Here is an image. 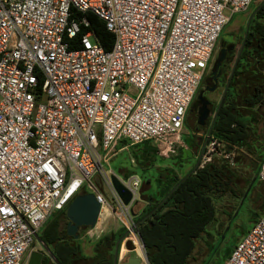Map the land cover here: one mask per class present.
Here are the masks:
<instances>
[{"label": "built area", "instance_id": "1", "mask_svg": "<svg viewBox=\"0 0 264 264\" xmlns=\"http://www.w3.org/2000/svg\"><path fill=\"white\" fill-rule=\"evenodd\" d=\"M252 2L0 0V264H25L42 225L79 193L95 195L98 221L116 214L149 264L130 213L140 179L116 175L110 160L121 142L177 153L219 35ZM73 10L104 21L110 49L81 33L89 22ZM216 153L230 158L211 138L200 166ZM113 175L131 192L128 204ZM256 177L264 184V157ZM222 264H264V212Z\"/></svg>", "mask_w": 264, "mask_h": 264}, {"label": "trees", "instance_id": "2", "mask_svg": "<svg viewBox=\"0 0 264 264\" xmlns=\"http://www.w3.org/2000/svg\"><path fill=\"white\" fill-rule=\"evenodd\" d=\"M72 15L88 20L89 26H81V33L91 30L105 49L111 48L114 35L106 29L102 19L91 12L77 10H73ZM245 37L222 102L203 137L207 143L211 138L217 139L230 156L233 148L252 152L249 147H252L250 138L253 125L247 120L252 111L264 105V42H261L264 41V2L253 9ZM251 52L258 56L259 60L255 63L249 60ZM178 149V155H182V148ZM217 155L221 157L220 160L210 159L202 166L200 161L183 174L172 175L164 188L147 194L149 202L134 223L149 264H187L196 239L206 234L207 226L216 219L214 198L225 193V190L233 192L231 177L234 173L229 160L221 154ZM263 157L259 156V161ZM168 202L171 205L165 208ZM65 209L55 211L42 225L37 233L41 245L48 247L60 264H113L115 234L97 238L93 245L94 254L87 258L82 254L77 239L66 233L68 219ZM123 234L124 230L119 231L117 238ZM129 244L133 247L132 243ZM41 264L56 263L48 253L42 252Z\"/></svg>", "mask_w": 264, "mask_h": 264}, {"label": "rangeland", "instance_id": "3", "mask_svg": "<svg viewBox=\"0 0 264 264\" xmlns=\"http://www.w3.org/2000/svg\"><path fill=\"white\" fill-rule=\"evenodd\" d=\"M259 1L260 0H253L245 11L232 15L217 40L209 64L213 62L215 56L220 54L219 51L222 47L230 44L234 45L233 52L230 53V55H234L237 49L241 47L248 30V18L252 14L255 8L254 6L259 4ZM225 13L227 12L225 11ZM257 57V54L254 52L249 54V60L252 61V63L259 60ZM229 67V64L225 65L224 69L226 72L229 70ZM219 81L218 87L214 91L208 92L206 96L208 100L214 104L218 102L224 86V79L223 81L222 79ZM203 88L204 81L201 80L197 92L203 90ZM191 103L186 113L181 134V143L187 146L191 151V156L184 157L181 154L178 155V150L176 154L166 158L161 155L158 156L150 143L145 144L149 148L151 147V152L153 153H147V151H145L143 155H137L136 153H139L138 148L142 145L139 143L138 145L127 147V150H120L121 152H117L116 156H113L110 160L111 170L116 175L122 177H126L129 174H136L142 183L140 191H148L147 194H151L157 185L155 181L158 182L165 178H170L177 173L176 168L183 171L186 168L191 169L194 167L197 161L195 155H198L202 147L199 146L197 141L202 144L205 142V138L203 137L207 127L199 128V124L197 123L198 126L196 125V116L191 112ZM247 121H250V124L252 123L253 125L250 138L252 147H249L252 152H247L244 148H233V154H231L228 159L229 166L234 173L231 177L233 184L231 188L233 192L231 190H225V193L214 198L217 210L216 219L207 226L206 234L196 239L195 247L191 256L188 258L187 264H222L231 247L235 245L238 239L248 230L251 224L254 223L253 221L263 211L264 184L257 179L256 173L259 162L261 161H259L258 157H263L264 155V105L255 112L252 111ZM119 146H121V143L118 147ZM220 158L219 155L213 154L210 159L220 160ZM163 162L165 163L163 164ZM118 166L122 169L125 168L127 174L122 175L123 173L119 172L116 168ZM251 179L252 181L250 182ZM106 195L109 196L107 191ZM170 205V202L166 203L165 208ZM80 231L83 233L84 230L80 228ZM31 250L47 253L36 238ZM135 253L136 252H133L131 255Z\"/></svg>", "mask_w": 264, "mask_h": 264}, {"label": "water", "instance_id": "4", "mask_svg": "<svg viewBox=\"0 0 264 264\" xmlns=\"http://www.w3.org/2000/svg\"><path fill=\"white\" fill-rule=\"evenodd\" d=\"M230 48H232V46ZM230 48H228V49H230ZM224 55H225V49L222 48L220 50V54L217 56L216 60L213 63V68L211 71L212 74L216 73V70L218 69L219 65L221 64V62L224 59ZM216 85H217V83H216ZM216 85H214L210 90L211 91L214 90L216 88ZM226 88H227V85L225 86V88L223 90V95H224ZM221 102H222V100H220V102L218 103L217 108H219ZM191 109H194L197 111L198 124L203 125L205 123V120L209 116L211 109H212V102L210 100H208L207 98H205L202 95V91H200L198 96H197L196 101L192 103ZM205 144H206V141L204 142L202 149L205 146ZM182 155L184 157H186V156H191L192 153L189 149H182ZM200 156H201V154H199V157H197V161H196L195 166H197V164L199 163ZM111 181H112V184H113L115 191L117 192V194L120 197V199L122 200V202L124 204H128L131 197H132L131 192L128 189H126L119 182V180L117 179L116 176H114V175L111 176ZM99 214H100V204L96 200L95 195L93 193H79V194H77L68 203V205L66 206V209H65V215L68 219V222L66 224L67 235L73 236L75 239H77L79 236V234H78L79 229L82 227H94L98 221ZM126 234L127 233L124 232L123 236L120 237L115 242L114 253H113V264H144L137 255L126 257L123 260L120 258L119 246H120L121 240L123 239L124 236H126ZM36 239L38 240L37 235H36ZM129 243H131V242L128 241L126 243V247H127L128 251H130V252L134 251L135 252L134 248L131 247ZM44 249L47 251V253L50 255V257L54 260V262L56 264H60L54 258L52 252L49 250L48 247H45ZM41 259H42V253L41 252L31 251L29 253L28 258H27L26 264H41Z\"/></svg>", "mask_w": 264, "mask_h": 264}, {"label": "crops", "instance_id": "5", "mask_svg": "<svg viewBox=\"0 0 264 264\" xmlns=\"http://www.w3.org/2000/svg\"><path fill=\"white\" fill-rule=\"evenodd\" d=\"M262 2H264V0H260L258 2L259 4L255 5L254 7H257ZM251 15L248 18V22H247L248 25H249V22H250V19H251ZM248 25H247V27H248ZM245 38L246 37H244L243 40H245ZM261 42L263 43L264 41H261ZM145 143H149V142H143V143H141L142 145L138 148L139 149V153L137 152L136 153L137 155H141V154L143 155V153L145 151H147V153L152 151L151 147L149 148ZM198 143H200V142L198 141ZM135 145H138V144H135ZM129 146L132 147L134 145H129ZM129 146H127V147H129ZM200 146H202L201 143H200ZM127 147L121 145V146L118 147L117 152H119L120 150H127L128 149ZM179 148L188 149L187 146H185V145H182ZM178 151H179V149H178ZM200 151H201V148H200V150L198 152V155H199ZM117 152H116V154H117ZM116 154L114 156H116ZM198 155H195V157L197 158ZM164 163L165 162H163V164ZM116 168H117V170L119 172L123 173L122 175L127 174L125 168L122 169V168H120V166H118ZM130 169H131V167H130ZM188 169L189 168H186V169H184L182 171V170H179V169L176 168L177 173H175V174L181 175V174H183ZM129 175H136V174H129ZM167 179H169V178H165L164 180L158 181V182L155 181L157 183V185H156V188L154 189L153 193L157 192L159 189L164 188V185L168 183L167 182ZM141 184L142 183L140 182V187H141ZM147 192L148 191H146V192L145 191H140V188H139V190H138V198H137V200L134 202V204L130 208V213H131L133 219H135L137 216L141 215L142 211L144 210V208L146 207L147 203L149 202V198L147 197ZM81 230H84V231H83V233L80 231V229L78 231V234H79V236L77 238L78 244L80 245L82 254L84 256H86L87 258H91L93 256V254H94L93 245H94V242L96 241L95 239H97L99 237L106 236V235L111 236L112 234H115L116 241H117L119 239V238H117L119 231H123L124 229L122 227V223H121L120 219L116 216V214L113 213V211H110V212L103 213V215L101 216V218L99 219V221H97V223H96V225L94 227L82 228ZM128 241L130 242V240L128 239V236H124L123 239L120 242L119 250H120V255H121V259L122 260L125 259L126 257L136 256L137 255L136 253L133 254V255H131V253H133L134 251L133 252L128 251V249L126 247V243Z\"/></svg>", "mask_w": 264, "mask_h": 264}, {"label": "flooded vegetation", "instance_id": "6", "mask_svg": "<svg viewBox=\"0 0 264 264\" xmlns=\"http://www.w3.org/2000/svg\"><path fill=\"white\" fill-rule=\"evenodd\" d=\"M243 42H244V40H243ZM232 46V48H230ZM222 48H224L225 49V55H224V59H223V61L221 62V64L219 65V67H218V69L216 70V73L215 74H212L211 73V71H212V68H213V63H214V61L216 60V58H217V56H215L214 57V59H213V62L212 63H210L209 64V66L207 67V69H206V72H205V75L203 76V81H204V88H203V90H199L198 92H197V94H195V96H194V98H193V100H192V103L193 102H195L196 101V99H197V96H198V94H199V92L200 91H202V95L205 97V98H207L206 96H207V93L208 92H212V91H214L217 87H218V84L220 83V81L219 80H221L222 79V81H223V79H224V81H223V84H224V86H223V89H222V92H221V95H220V97H219V100H218V102L216 103V104H214V103H212V109H211V111H210V114H209V116L207 117V119L205 120V123L203 124V125H197V123H198V115H197V111L196 110H194V109H191V112H193L194 114H195V116H196V125L199 127V128H206V127H208L209 126V124L213 121V119L215 118V116H216V112H217V105H218V103L220 102V100H222L223 99V90H224V88H225V86L227 85V87H228V83H229V80H230V78H231V76H232V72H233V69H234V66H235V64H236V62H237V60H238V56H239V54H240V50H241V47L239 48V49H237V52L234 54V55H230V53H232L233 52V48H234V45H232V44H230V45H226V46H224V47H222ZM221 48V49H222ZM228 48H230V49H228ZM220 52V51H219ZM226 64H229L230 65V67H229V70L226 72V70L224 69V67H225V65ZM207 75V76H206ZM206 76V77H205ZM205 77V78H204ZM215 77V78H214ZM216 83H217V85H216ZM214 85H216V88L214 89V90H210ZM208 99V98H207ZM192 103H191V105H192ZM195 125V126H196Z\"/></svg>", "mask_w": 264, "mask_h": 264}]
</instances>
